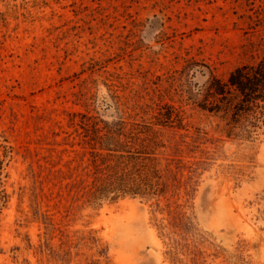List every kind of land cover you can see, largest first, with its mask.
<instances>
[{
	"label": "rangeland",
	"instance_id": "1",
	"mask_svg": "<svg viewBox=\"0 0 264 264\" xmlns=\"http://www.w3.org/2000/svg\"><path fill=\"white\" fill-rule=\"evenodd\" d=\"M263 40L264 0H0V264H264V127L188 94ZM168 113L157 196L91 206L107 129Z\"/></svg>",
	"mask_w": 264,
	"mask_h": 264
},
{
	"label": "trees",
	"instance_id": "2",
	"mask_svg": "<svg viewBox=\"0 0 264 264\" xmlns=\"http://www.w3.org/2000/svg\"><path fill=\"white\" fill-rule=\"evenodd\" d=\"M261 51L262 56L257 62L233 71L225 84L207 76L202 89L186 90L203 110L222 112L227 117L229 137H239L250 129L264 127V40ZM208 97L215 100L214 104L205 100ZM170 117V113L165 114L164 124H159L158 120L154 125H137L129 132H125L123 124L107 129L103 147L111 164L87 193V202L91 206L97 207L107 200L113 202L122 196L145 199L157 196L160 177L153 157L158 136L154 127L165 125ZM89 240V244L97 248L98 256L86 264H112L106 254L107 248L99 244L101 241L91 236ZM62 254V258L67 257L66 253Z\"/></svg>",
	"mask_w": 264,
	"mask_h": 264
}]
</instances>
